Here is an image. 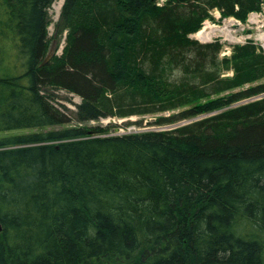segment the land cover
<instances>
[{"label": "trees", "instance_id": "obj_1", "mask_svg": "<svg viewBox=\"0 0 264 264\" xmlns=\"http://www.w3.org/2000/svg\"><path fill=\"white\" fill-rule=\"evenodd\" d=\"M155 1L65 0L46 60L53 0H0V264H264V97L230 106L264 93V49L190 37L211 9L246 20L264 0ZM190 104L155 124L218 112L84 125Z\"/></svg>", "mask_w": 264, "mask_h": 264}, {"label": "rangeland", "instance_id": "obj_2", "mask_svg": "<svg viewBox=\"0 0 264 264\" xmlns=\"http://www.w3.org/2000/svg\"><path fill=\"white\" fill-rule=\"evenodd\" d=\"M176 1V0H156L155 3L157 6L163 7L169 2ZM65 0H53V2L50 4V7L48 8V16H49V26H48V36H49V49H48V55L46 57V60L52 59L54 56H60L62 55L65 46L67 44V29H64L62 32H58L59 28L58 23L60 22V16L61 11L64 6ZM218 10V11H217ZM241 23L238 26H235L234 24ZM206 24H213L215 25L217 29H220L219 31L216 30V34H212V37L207 40V42H211L214 40H220L223 43V48L221 51L222 57H230L233 53V48L235 45L245 44L247 42H253L255 43L259 48L264 49V2L261 4V8L257 11H252L248 14L246 20H240L236 16H225L218 8H213L210 10V15L204 19L202 22L201 27L195 31L190 33V37L200 40L198 37V33L201 32V28L204 27ZM210 26V25H206ZM206 42V41H205ZM233 71H227L226 75H232ZM263 80L256 81L252 83L255 85L256 83H259ZM250 84V85H252ZM249 84L244 85L243 87H238L233 89V91H237L240 89H243L245 87H249ZM231 91L224 92L215 96H212L210 98H216L225 96L227 93H230ZM57 95V101L65 104L67 107H69L71 110L77 109V104H79L82 100V98L79 95H76L72 92H69L64 89H59L56 91ZM264 97V93L247 97L241 100H238L237 102L233 103L230 106L239 105L242 103H247L253 100H257ZM210 98H204L196 103H203L206 100ZM179 107L172 110H166L162 112L157 113H147L142 115H131L128 117H119V116H109V117H101L98 120H90L84 125H97L106 127L109 126V130L107 131L110 135L112 134H124V133H130V132H140V131H146V130H165L174 128L179 125H183L189 122H192L193 120L202 119L206 116L215 114L218 111H212L208 113H201L199 115H196L191 118L179 120L174 123L165 124V125H158L155 124L154 121H156L161 116H169L173 115L175 113H178L179 111L185 109L187 106ZM136 121H142V124L139 125L135 123ZM130 122V123H128ZM81 125L80 122L72 121L71 123H66L64 125L59 126H49L44 128H34L27 131H37V130H50V129H57L62 127H71ZM20 133L24 131H14L12 133Z\"/></svg>", "mask_w": 264, "mask_h": 264}, {"label": "bare ground", "instance_id": "obj_3", "mask_svg": "<svg viewBox=\"0 0 264 264\" xmlns=\"http://www.w3.org/2000/svg\"><path fill=\"white\" fill-rule=\"evenodd\" d=\"M216 30L219 31L220 29H217L214 26H204L201 28V32H199L197 35L200 39H202V41H207L212 37V34L217 33Z\"/></svg>", "mask_w": 264, "mask_h": 264}, {"label": "built area", "instance_id": "obj_4", "mask_svg": "<svg viewBox=\"0 0 264 264\" xmlns=\"http://www.w3.org/2000/svg\"><path fill=\"white\" fill-rule=\"evenodd\" d=\"M218 11V10H217ZM239 24H241V23H237V24H234L235 26H238ZM206 25H210V26H215V25H213V24H206ZM205 25V26H206ZM202 40V39H201Z\"/></svg>", "mask_w": 264, "mask_h": 264}]
</instances>
